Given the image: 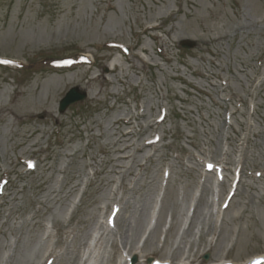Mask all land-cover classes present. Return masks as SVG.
<instances>
[{
	"label": "rangeland",
	"instance_id": "1",
	"mask_svg": "<svg viewBox=\"0 0 264 264\" xmlns=\"http://www.w3.org/2000/svg\"><path fill=\"white\" fill-rule=\"evenodd\" d=\"M123 245L264 264V0H0V264Z\"/></svg>",
	"mask_w": 264,
	"mask_h": 264
},
{
	"label": "bare ground",
	"instance_id": "2",
	"mask_svg": "<svg viewBox=\"0 0 264 264\" xmlns=\"http://www.w3.org/2000/svg\"><path fill=\"white\" fill-rule=\"evenodd\" d=\"M117 59H113L112 60V62L110 63V68H112V69H114V67H115V65L117 64L118 65V63H117ZM60 68H62V69H69L68 67H70L69 66V63H62V64H60V66H59ZM152 214H153V212H152ZM146 227H147V224H146ZM145 229V228H144ZM143 229V230H144ZM144 233V232H143ZM143 236V235H142ZM133 249L135 248L134 246L132 247ZM128 249H126V246L125 245H123L122 247H121V250H120V254H119V258H118V262L116 263V264H121V263H125V264H138V261L139 260H144L145 261V258L146 257H148L147 255H140V253L139 252H135V251H133L132 253L128 250ZM123 251L124 252H126L127 253V255H125L124 256V254H123ZM143 250H141V252H142ZM129 252L131 253L130 255H129ZM143 253H145V252H143ZM158 254V253H157ZM183 255V254H182ZM140 256H142L141 258H140ZM161 256V255H160ZM161 257H164L163 259H166L165 261L166 262H164L165 264H168L169 262H173V256L172 255H168V256H161ZM183 257V256H182ZM137 258H140L139 260H137ZM150 258H152V257H149L148 259H147V261L150 259ZM179 258H180V256H179ZM45 261V260H44ZM149 261H151V260H149Z\"/></svg>",
	"mask_w": 264,
	"mask_h": 264
},
{
	"label": "water",
	"instance_id": "3",
	"mask_svg": "<svg viewBox=\"0 0 264 264\" xmlns=\"http://www.w3.org/2000/svg\"><path fill=\"white\" fill-rule=\"evenodd\" d=\"M182 46L191 47L193 43L182 42ZM86 98V92H81L77 86L71 87L59 101V111H64L69 105Z\"/></svg>",
	"mask_w": 264,
	"mask_h": 264
}]
</instances>
